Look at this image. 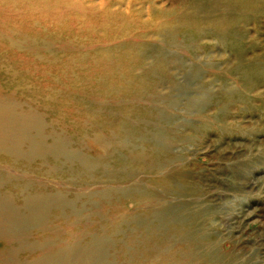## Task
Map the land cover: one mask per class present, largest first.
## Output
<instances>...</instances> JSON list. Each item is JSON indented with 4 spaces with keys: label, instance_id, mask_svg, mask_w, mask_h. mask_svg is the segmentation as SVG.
I'll return each instance as SVG.
<instances>
[{
    "label": "rangeland",
    "instance_id": "1",
    "mask_svg": "<svg viewBox=\"0 0 264 264\" xmlns=\"http://www.w3.org/2000/svg\"><path fill=\"white\" fill-rule=\"evenodd\" d=\"M88 1L33 0L32 6L6 1L0 6V55L9 57L5 63L28 75L43 101L34 105L43 114L53 111L49 126L70 135L72 148L107 161L113 174L115 155L108 154L120 151L127 165L116 176L127 174L124 186L141 184L152 193L140 200L152 197L157 210L181 216L187 236L204 245L198 252H216L219 264H264V0ZM14 41L20 49L11 45ZM15 89L28 96L22 86ZM86 92L106 102L105 111L115 117L103 112L95 114L101 118L89 116L75 97ZM52 93L55 98L45 104ZM128 117L134 119V129L147 128L151 135L127 137L121 150L110 131ZM94 124L104 133L100 142L89 134ZM149 151H157L156 170L150 169L149 160L156 159ZM113 187L103 179L82 189ZM145 204L126 206L114 198L100 204L101 214H91L90 226L101 222L99 216L110 219L108 224L120 217L118 238L124 250L144 251L148 232L138 218L148 220ZM173 226L167 228L181 232ZM0 251V264L9 263L10 251L1 237ZM110 254L121 262L118 249Z\"/></svg>",
    "mask_w": 264,
    "mask_h": 264
},
{
    "label": "bare ground",
    "instance_id": "2",
    "mask_svg": "<svg viewBox=\"0 0 264 264\" xmlns=\"http://www.w3.org/2000/svg\"><path fill=\"white\" fill-rule=\"evenodd\" d=\"M6 1L13 2L16 5L24 1L30 5L33 4V0H0V6H3L4 3L7 4ZM118 2L120 4L119 0ZM172 4L174 5V3ZM123 9L125 10L124 7ZM182 43H187V40L183 39ZM20 44L16 41L11 42L13 47H19ZM31 50H27V52H31ZM35 55L37 58L38 54ZM8 58L0 55V159L3 162L0 164V237L5 246H7L8 251H10L7 257L10 262L6 264H219L221 260L216 252H213L215 255H212L209 252L210 250L201 253L197 251V248L200 246L201 249H204V245L198 237L192 238L187 236L181 216L176 218L170 210H157V202L152 198V193L141 188V184L129 188L124 186L129 181L127 180V174L120 173L116 176L118 172H124L125 165H127V158L120 151H113L108 154V157L115 155L112 160L116 173L113 174L106 169L107 161H103L100 157L90 156L84 151H80V149L77 150L76 147L72 148L70 135L67 136L66 132L58 131L52 125L49 126L53 122V111L52 113L43 114L41 109L35 106L40 105L43 101L41 102L40 95H35V91L33 90L34 84L32 85L31 82L27 81L26 76L28 75H24L20 71L21 69L17 70L13 65L5 63ZM93 61L97 62L98 60L94 59ZM12 62L15 63L14 61ZM193 65L198 67L194 61ZM65 72L67 71L65 70ZM33 75H38V72H34ZM17 85L22 86L23 90L28 92L27 97L21 92V88L15 89ZM92 91L95 90H87V92ZM92 96L93 94L91 93H77L75 95L77 101L80 100V103L88 108L89 116L101 118L103 116H99V114L103 112V114L109 113V116L115 117V112L108 109L105 111L106 102L99 100L97 95L95 97ZM89 97L92 98L89 99ZM54 98V93L49 94L45 100V104L47 102L50 105ZM155 110L159 115L163 112V110H157L156 108ZM97 113L99 114L95 115ZM46 120L47 123H45ZM133 121L134 119L128 117L127 120L117 123V130L110 131V134H113V138H119L118 143L121 150L126 147L124 142L127 137L135 138L137 136L139 140V135L144 132L151 135L150 130H147V128H144L143 132L134 129ZM129 122L130 124H128ZM99 128V124L90 126L89 134L100 142L105 136L102 135L104 133ZM156 152L149 151V155L156 159L155 163L149 160L151 170H156L158 168L157 164H160V162H157L158 154ZM154 155H157L156 158ZM136 160L138 161L140 158H136ZM35 176H41L42 178H36ZM103 179L115 183L116 187L109 190L97 189L93 192H85L82 189L87 185L97 186ZM133 179L131 178V181ZM135 195L136 197L133 199ZM140 196L152 197H150V200H140ZM114 198L123 201L126 206L130 204L138 206L141 201L146 203L144 209L147 210L148 220L138 218L140 226L148 232L147 245L144 251L133 253L128 249L124 250L123 243L118 238L121 234L119 228L120 217L113 218L116 219V222L108 224L110 219L99 216L101 222L90 226L89 222L91 221L89 220L91 214L93 212L101 214L98 209L100 204H110L114 201ZM164 222L167 224L165 225ZM155 223H158V225H154ZM170 224H173L174 228L181 229V232L174 233L172 232L173 230L170 231L171 228H167ZM107 225H111L109 231ZM168 243L170 245L166 247ZM171 243L175 244V246H171ZM176 246L178 249L175 248ZM115 248L118 249L119 255L117 256L119 261H121L120 263L110 259L113 256L110 252ZM2 253L4 254V252H1L0 255Z\"/></svg>",
    "mask_w": 264,
    "mask_h": 264
}]
</instances>
